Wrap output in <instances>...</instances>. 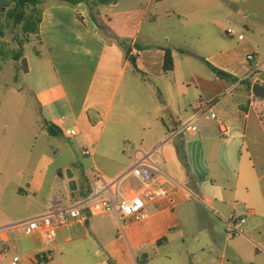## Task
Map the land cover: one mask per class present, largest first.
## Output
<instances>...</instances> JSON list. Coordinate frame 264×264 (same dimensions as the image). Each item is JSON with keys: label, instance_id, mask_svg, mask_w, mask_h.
Segmentation results:
<instances>
[{"label": "crops", "instance_id": "0c3cea01", "mask_svg": "<svg viewBox=\"0 0 264 264\" xmlns=\"http://www.w3.org/2000/svg\"><path fill=\"white\" fill-rule=\"evenodd\" d=\"M130 1L122 12L111 11L120 5L121 1L117 0L98 7L95 14L98 21L99 18L104 20L110 34L127 39L126 48L135 58V65L126 58L124 48L112 42L103 27L97 25L84 3L73 7L56 0H42L38 61H34L33 68L24 55L19 60L4 55L0 40V179L11 171V167L5 166L10 155L4 157V142H24L25 138V142H33L26 157L28 164L35 158V146L41 137L52 136L44 127L45 122L55 124L62 135L77 129L74 137L79 139L78 144H84L82 155L90 157L72 162V168L67 167L66 173L56 169L46 187L44 181L49 176L50 165L39 169L46 160L40 154L30 174L40 170L41 180L35 187L29 183L26 191L18 187L7 194L11 201L16 196L24 199L17 210H7L1 190L0 218L5 219L2 226H11L46 214L53 197L59 198L64 206L96 198H119L139 190L140 181L130 173L132 155L137 150L127 148L131 154L125 151V146L113 152L99 150L97 142L129 72L133 79H143L145 83L154 81L163 88L158 87L159 96L152 93L150 98L155 97L157 101L154 111L149 113L161 133L148 154L165 149L160 154L162 162L158 163L172 179L173 186H169L165 197L146 205L139 221L121 220L105 213H86L83 218L71 220L58 229L48 259L41 258L47 251L38 236H25L18 231L0 233V239L7 240L11 247L8 252L20 254L23 264H34V261L109 264L106 254L118 264L121 261L132 264L133 258L138 263L139 257L163 244L158 245L160 240L165 238L167 242L173 231L182 229L183 219L205 218L214 226L210 236L215 240V225L227 232L226 220L244 213V238L226 236L224 251H230L228 244L234 248L231 253L235 256L254 247L260 252L257 244L264 247V214L259 212V206L264 207V188L257 186L264 181V97L253 92L256 86L264 87V22L254 25L245 20L253 14L248 8L259 0H172L171 8L162 10L156 6L152 13L149 8L153 3L159 5L169 0H148L145 10H140L145 7L143 3L140 9L130 10ZM228 6H236V13L228 11ZM262 7L264 9V2ZM225 18L235 19L241 25L233 36L237 38L234 44L218 32H226ZM239 34L244 38L239 39ZM1 36L0 33V39ZM189 41L194 48L188 51L189 55L200 59L208 70L187 56L184 46ZM167 49L172 51L174 59V69L169 72L164 70ZM135 50L137 55L133 54ZM252 53L255 59L249 61L248 55ZM220 77H225L231 83V91L235 92L232 102H221L219 107V98L225 89ZM245 78L250 79V87L241 83ZM21 79L25 83L23 89L19 86ZM89 108L95 114L96 125L91 124L92 120L88 122ZM17 113L31 119L23 134L17 135L18 140L13 133L10 138L9 132L14 123L10 122ZM212 113L224 121L225 132L211 118ZM202 117L205 123L198 124ZM191 120L197 124L198 131L190 135L198 136L200 142H189L186 147V142H175V138L182 125ZM89 131L94 142L88 141L93 140L87 138ZM222 138H227L228 142H220ZM190 144L192 148H200L201 160L215 178L212 180L214 191H205L201 186L194 165L200 160L193 154L194 149L190 150ZM86 149L91 152L89 155L84 154ZM17 159L20 158H13L11 163ZM223 159L234 170V177L220 168ZM210 164L216 169L212 170ZM15 169L24 174L29 168L20 165ZM219 177L224 178L221 184ZM42 191L45 195L40 198ZM242 204L248 208L244 212L237 210ZM0 243L4 258L8 252L4 254L5 242L0 240Z\"/></svg>", "mask_w": 264, "mask_h": 264}, {"label": "rangeland", "instance_id": "374dc122", "mask_svg": "<svg viewBox=\"0 0 264 264\" xmlns=\"http://www.w3.org/2000/svg\"><path fill=\"white\" fill-rule=\"evenodd\" d=\"M120 1V5L111 8V11L114 13L124 11L126 8L125 4H127L129 0ZM147 1L148 0H131L130 10L140 9L141 3H143L145 7L141 8L140 10H145L147 8ZM263 2L264 0H259V2L251 4V7L248 9L255 15L252 14V16L245 19L246 21L254 25L264 22V9L262 7ZM156 6L159 9L167 10L168 8H171L173 4L172 0L159 5L153 3L149 8L150 13L155 11L154 8ZM14 7L15 4L10 3L9 5L4 6V8H0V33L2 34L0 40H2L4 55L9 54L14 58L15 55L22 49L24 57L28 59L29 64L33 68L35 67L34 61L36 63L38 61V38L34 31L27 34L23 25L16 24L14 17L9 16V13L14 9ZM174 7H176V5ZM236 9V6L227 7V10L232 11V13H236ZM32 10L33 8L30 6L26 8L27 13L32 12ZM99 22L103 29L108 33V37L112 42L118 43V40L127 41V39H122L117 35L110 34L109 27H107V25L104 23V20L101 18H99ZM224 22L225 28H232L237 32L241 27L238 21L235 19L233 20L232 18H225ZM32 24L35 25V21H33L31 25ZM218 32H220V35L223 38L232 41L231 44H234L237 41L236 37L232 38L231 36H228L223 30ZM191 44L193 43L189 41V44H185L184 46L187 56H191L189 55L188 51L194 49ZM191 58L193 61L203 66L205 70H208L207 65L201 63L202 61L200 59H195L193 56H191ZM131 76L132 72H129L117 92L115 105L112 108L111 115L107 118V121L103 127L104 130L101 132L97 141L99 142V150L107 149L113 152L125 146V151L130 154L131 152L127 149L129 147L133 150H141L145 153H148L157 144V142L154 141H156L160 136L161 131L156 128L157 126L154 125V121L151 120L154 119V117L152 118V115L149 113V111H154L157 101H155V97L152 100L150 98H152V93L159 96L160 90L158 87H160L161 90H163V88L154 81L145 83L143 82V79L140 81V79H133ZM220 78L225 89L222 92V96L219 98V107L221 106V102L222 104L228 101L232 102L234 100L235 92L231 91L233 89L231 88V83L227 81L225 77ZM24 84L25 83L21 79L19 82L20 88L23 89L25 87ZM157 100L159 99L157 98ZM217 103H219V101ZM152 113L154 114V112ZM207 115L210 116V113L208 112ZM16 116L15 120L10 122V124L13 122L14 123L9 128V132L10 138L12 137L13 133L17 139V135L19 136L23 134L31 119L30 116L25 114L20 115L17 113ZM87 116L88 122L91 123L92 120L91 124L96 125L97 119L90 108L87 111ZM103 118H101V120H104ZM204 123L205 117H202L198 124ZM213 126H215V124H213ZM215 128H217V126ZM63 131H65V129H63ZM216 133H218V131H216ZM86 135L87 138H93V140H88L89 142H94V136H90V131L86 132ZM26 140L27 139L25 138V141ZM78 140V138L66 134L60 137H41L38 145L36 143L35 146V158L28 164L26 163V157L29 156L31 152L33 142H4V157H6L7 154L10 155L5 166L11 167V171L10 173L4 174V176L0 179V192L2 190L4 193L3 205L7 207V210H17V208L20 207L19 205H23L25 202L24 199L17 196L11 201V199L8 198L10 196L7 197V194H10L18 187H21L24 191H26L29 187V183H33V187H35V183H39L41 180L40 170H37L36 174H34L35 176L30 174V171H32L33 168L37 166V163L33 162L40 154L44 155L46 160L44 163L40 164L39 169L42 170L44 166L47 168L48 163L50 165L49 176L44 181V185L46 187L49 186L51 182V176L56 174V169L60 168L66 173L67 167H71L70 165L72 162L78 163V161H83L85 158H90L82 155L84 144H78ZM175 142H186L185 146L187 147V143L200 142V139L198 136L192 137L189 133L183 131L177 135ZM220 142H228V140L227 138H222ZM88 147L90 146L88 145ZM191 149H194L193 154L200 160L198 163H194V165L198 170L197 174H199L201 178V186L204 187L205 191H214L216 187L212 180H215V178L209 173L211 171L210 168H207V166H205L204 162L201 160L202 153L200 148H192V144H190V150ZM162 150L165 151V149H157L156 153L153 155V160L157 163L162 162V158H160ZM13 158L20 159H17L15 163H11ZM20 165L28 166L29 169L26 173H18L15 168ZM183 165L185 166L184 163ZM210 166L212 170L216 169L211 164ZM220 168L231 173L233 177L236 175L233 172L234 170H231L232 167L228 161L225 159H223L222 163H220ZM88 176L90 178L92 177L90 172L88 173ZM218 179L221 184L224 178L219 177ZM257 186L260 188L262 186L264 188V181L257 183ZM43 195H45L44 191L40 193V198ZM203 197L205 201H208L205 196ZM31 198L35 199L34 197ZM259 208H261L259 209V212L264 214V207L259 206ZM245 209L248 208L243 204L237 207V210L241 212H244ZM4 221V218H0V229L3 227H8L2 226ZM213 227L214 226H212L208 220H205V218L203 219L199 217L196 220L183 219L182 229L180 228L177 231H173V233H171V235L168 237V241L163 242L162 245L158 246L155 253L150 252L148 261L144 262L141 257L137 255L139 257L138 263L133 258L134 263L132 264H264V247L261 246V244H257V248L260 250V252L255 251L254 247V249L244 250L241 252V254L235 256L231 253V250L234 249L231 244H228L230 251H224L226 244L225 238L229 235L225 229L215 225L217 238L212 240L210 231L213 229ZM240 237L244 238V235H240ZM230 238L232 239L233 237L231 236ZM2 253L3 245L0 243V264H11V260L15 253L10 250L4 258L2 257ZM106 256V260L109 264H111V262L113 264H118L116 259L110 257L108 254H106ZM19 264L23 263L20 262ZM34 264L40 263L34 261ZM121 264L127 263L121 261Z\"/></svg>", "mask_w": 264, "mask_h": 264}, {"label": "built area", "instance_id": "2783aa9c", "mask_svg": "<svg viewBox=\"0 0 264 264\" xmlns=\"http://www.w3.org/2000/svg\"><path fill=\"white\" fill-rule=\"evenodd\" d=\"M228 36H235L237 32L229 28L226 30ZM239 39H243L244 35L239 34ZM135 55L138 51L135 50ZM255 55L252 53L248 55V60L253 61ZM198 117V116H197ZM211 118L215 119L222 131H226V126L223 120L219 119L215 113L211 114ZM187 132L195 134L198 127L194 120H191L182 125L179 132ZM77 129L73 128L67 131V135L76 136ZM91 152L86 149L84 154L89 155ZM152 154L145 153L144 151L137 150L133 154V165L130 173L140 181L141 186L135 193L122 196V197H107L96 198L90 201H83L75 205H61V201L57 197L49 200V209L46 214L34 216L27 220H23L16 224L0 229V233L4 232H20L25 236H38L41 239L46 253L41 255L42 259H48L50 256V249L54 247L58 229L67 225L71 220L80 219L86 213H105L112 214L121 220L139 221L143 217L144 209L149 202L158 198L165 197L169 190V186H173V181L163 169L162 165L153 160ZM227 222V232L230 236L245 235L242 226L246 223L244 215H233ZM5 242L4 254L8 252L11 247L8 245L7 240L0 239ZM22 256L15 253L11 260V264H19L22 261Z\"/></svg>", "mask_w": 264, "mask_h": 264}, {"label": "trees", "instance_id": "16d2710c", "mask_svg": "<svg viewBox=\"0 0 264 264\" xmlns=\"http://www.w3.org/2000/svg\"><path fill=\"white\" fill-rule=\"evenodd\" d=\"M9 1L11 2V4H15L14 9L11 10V12L9 13V16L14 17L16 24H22L23 27L26 29L27 34L34 31V33L37 35V38L39 39V24L41 22V11L38 7H39V4L42 2V0H9ZM56 1L63 3V4L73 6V7L77 6L80 3L86 4L90 9L92 18L97 23V25L100 28H102L100 22L96 18V14H95L96 9L100 6L111 4L117 0H56ZM29 6L32 7L33 10L32 12L27 13L26 8ZM0 8H4V6L0 5ZM33 21H35V25L34 24L31 25ZM118 43L121 47L124 48L126 58H128L130 62L135 65V58L130 56V49L126 48L127 41L118 40ZM22 57H23V51L21 49L15 55V59L19 60ZM23 62H25L24 59H23ZM173 69H174V59H173L172 51L170 49H167L165 51L164 70L166 72H169V71H172ZM255 73L256 71L254 70L250 76L253 77ZM241 83L246 84L249 87L251 86L250 79L245 78L241 80ZM44 127L52 136H61L63 134V132L57 126H55V124L51 122H45ZM164 241H165V238L160 240L158 242V245ZM155 251L156 250H153L152 253H155ZM148 258H149V253L144 254V256L141 257L143 261ZM111 264L113 263L111 262Z\"/></svg>", "mask_w": 264, "mask_h": 264}, {"label": "water", "instance_id": "95a60500", "mask_svg": "<svg viewBox=\"0 0 264 264\" xmlns=\"http://www.w3.org/2000/svg\"><path fill=\"white\" fill-rule=\"evenodd\" d=\"M11 2L9 0H0V5L6 6L9 5ZM220 75H223L222 72H219ZM254 94L259 97H264V87L256 86L253 90Z\"/></svg>", "mask_w": 264, "mask_h": 264}]
</instances>
